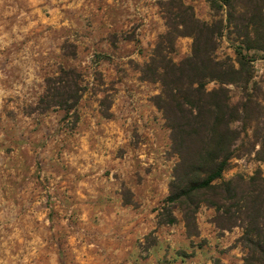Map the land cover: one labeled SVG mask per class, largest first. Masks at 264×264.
I'll return each mask as SVG.
<instances>
[{"label": "rangeland", "instance_id": "1", "mask_svg": "<svg viewBox=\"0 0 264 264\" xmlns=\"http://www.w3.org/2000/svg\"><path fill=\"white\" fill-rule=\"evenodd\" d=\"M181 3L222 26L215 54L241 71L229 85L241 136L223 178L264 173V34L248 24L264 33V0H0V264L242 261V229L215 207L202 204L190 229L178 209L175 223L160 217L178 157L152 100L162 85L141 68ZM193 43L178 36L173 59ZM63 68L80 73L81 97L44 105Z\"/></svg>", "mask_w": 264, "mask_h": 264}, {"label": "trees", "instance_id": "2", "mask_svg": "<svg viewBox=\"0 0 264 264\" xmlns=\"http://www.w3.org/2000/svg\"><path fill=\"white\" fill-rule=\"evenodd\" d=\"M212 1L233 7V0ZM182 7L185 9L175 18L168 16L167 34L161 36L155 52L141 68L144 80L162 85V91L152 100L171 130L172 151L178 157L166 199L167 213L160 216L161 221L175 223L178 209L190 229L196 227L202 204L215 207L225 228L242 229L237 243L245 253L241 262L233 264H264V173L257 169L252 175L223 178L241 136L234 122L242 117L243 108L231 103L229 87L240 79L237 74L241 71L215 54L222 26L198 18L191 6L181 3ZM232 16L230 13V22ZM248 24L261 38L264 33L258 22L249 20ZM235 28L239 31V24L235 23ZM186 34L194 38L193 52L175 61L171 56L174 42ZM254 48L264 50L262 45ZM211 79L220 85L208 89L207 80ZM81 81L75 69L63 68L56 78L48 79L44 105L72 107L82 95ZM261 146L259 159L264 161V143ZM214 264L227 263L216 259Z\"/></svg>", "mask_w": 264, "mask_h": 264}]
</instances>
